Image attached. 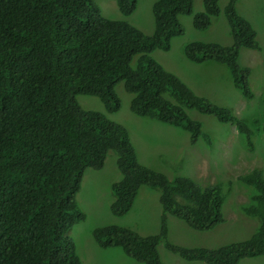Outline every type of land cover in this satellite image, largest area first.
<instances>
[{
  "label": "trees",
  "instance_id": "obj_1",
  "mask_svg": "<svg viewBox=\"0 0 264 264\" xmlns=\"http://www.w3.org/2000/svg\"><path fill=\"white\" fill-rule=\"evenodd\" d=\"M194 0H156L154 31L146 35L133 24L102 15L94 0H0V264H83L75 240L68 234L86 214L76 196L87 168L101 169L110 151L121 173L112 184L110 211L124 216L142 186L160 191L158 233L141 235L130 227L108 224L92 230L102 249L119 247L140 264H164L158 252L163 242L188 261L239 264L264 255V172L254 167L238 180L252 188L242 212L258 219L246 240L215 249L183 247L168 240V215L198 231L225 221L222 205L231 181L201 186L189 177L169 179L139 162L128 129L105 113L83 109L77 95L97 96L107 113L120 108L118 83L132 95L130 110L139 117L180 127L195 144H210L202 123L188 114L194 109L232 123L244 148L254 149L253 130L223 106L195 94L150 53L169 50L182 35L181 15H192L194 28L207 29L219 15V0H204L201 12ZM224 7L231 45L194 40L184 45L187 59L224 64L234 87L252 97L250 69L239 64L241 48L259 49L251 23L236 9ZM138 0H116L123 16ZM264 66V57L262 60ZM264 103V93L262 97ZM264 134V123L260 127Z\"/></svg>",
  "mask_w": 264,
  "mask_h": 264
},
{
  "label": "rangeland",
  "instance_id": "obj_2",
  "mask_svg": "<svg viewBox=\"0 0 264 264\" xmlns=\"http://www.w3.org/2000/svg\"><path fill=\"white\" fill-rule=\"evenodd\" d=\"M94 1L102 15L125 20L146 35L154 31L152 6L156 0H138L136 9L128 16L120 13L116 0ZM227 1L219 0L220 13L212 18L211 25L204 30L194 28L192 15H181L179 19L184 33L172 39L169 50L156 49L150 56L178 76L195 94L229 108L237 118L244 120L253 130L252 151L244 148L234 124L223 123L211 114L187 110L191 118L202 123L203 132L210 136V144L203 137L192 144L189 133L184 129L135 115L130 110L132 95L124 89L123 82L115 87L121 105L114 113H107L97 96L76 97L83 109L103 112L110 120L125 126L139 162L164 173L169 179L189 177L201 186L232 182L230 191L225 192L222 205L225 221L215 228L194 230L185 221L168 215V240L188 248L215 249L240 242L248 239L258 227V219L245 215L241 210V206L248 201V190L252 191V188L240 183L238 177L254 167L264 172V134L260 130L264 123V0H239L236 4L237 12L254 28L259 45V49L241 48L238 58L241 66L250 69L248 83L251 98L245 97L240 89L234 87L230 71L224 64L193 62L183 52L184 45L194 40L226 46L233 43L224 15ZM203 2L193 1L195 13L203 11ZM116 158V153L110 151L101 169L87 168L76 196L86 218L75 223L68 234L75 240L83 264H140L125 255L119 247L99 248L92 237V230L96 227L115 224L130 227L141 235H153L160 230L162 207L158 189L142 186L126 215L118 217L111 213L110 204L114 200L112 184L122 176ZM158 252L164 264H206L182 259L167 249L163 242L158 245ZM239 264H264V255L243 258Z\"/></svg>",
  "mask_w": 264,
  "mask_h": 264
}]
</instances>
